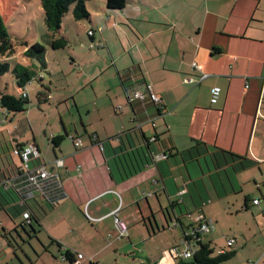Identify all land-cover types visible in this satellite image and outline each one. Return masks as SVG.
Wrapping results in <instances>:
<instances>
[{"label":"crops","instance_id":"0c3cea01","mask_svg":"<svg viewBox=\"0 0 264 264\" xmlns=\"http://www.w3.org/2000/svg\"><path fill=\"white\" fill-rule=\"evenodd\" d=\"M88 21L93 28H102L101 46L108 44L112 57L111 64L96 69L89 81L105 71L120 80L127 106L119 112L114 106L121 113L115 116L118 125L120 119L128 123L121 124V132L111 123H105L101 132L95 127L88 131L86 126L85 135L72 137L74 149L62 147L64 139L59 146L54 144L60 149L56 158L63 156L65 163L54 162L51 172L46 169L59 177V188L25 196L0 184V264H24L18 250V238L25 240L24 234L41 240L45 251L39 261L47 264H69L60 248L85 254L84 264H106V257L113 254L118 262L138 246L146 251L149 264H189L190 259L171 258L170 248L179 244L194 218L199 214L219 218L230 204L222 199L238 193L242 195L235 196L233 208L251 211L257 229L246 221L241 232L230 238L241 244L243 236L248 247L245 231H252L257 240L248 255L252 259L245 264L250 260L264 264V231H260L264 226V0H127L124 9L109 11L104 6ZM119 24L124 27L121 32L134 35L125 33L116 50L111 38L113 31L119 33L115 27ZM28 58L24 63L33 68L35 58ZM144 82L161 96L162 110L149 100L145 108L126 103V87ZM215 86L221 87V94L212 103ZM7 124L0 125V133L8 135L5 139L1 135L0 148L3 141H11V150L19 144L39 147L22 132L15 135ZM4 154L8 158L0 153V183L21 176V159L14 155L16 161L10 150ZM37 162L42 164L40 159ZM58 165L62 168L54 169ZM206 175L219 202L209 204L213 198ZM243 177L248 188L239 180ZM180 193L184 196L178 199ZM46 200L55 206L53 211L44 207L41 201ZM117 209L128 226L120 238L113 214ZM29 210L37 217L36 230L22 227ZM56 210L59 214L53 216ZM168 229L174 231L171 240ZM42 231L47 232L49 244L40 238ZM110 232L112 240L107 238ZM203 240L215 248L210 233ZM229 250L235 251V257L237 250Z\"/></svg>","mask_w":264,"mask_h":264},{"label":"rangeland","instance_id":"374dc122","mask_svg":"<svg viewBox=\"0 0 264 264\" xmlns=\"http://www.w3.org/2000/svg\"><path fill=\"white\" fill-rule=\"evenodd\" d=\"M88 6L93 16L103 12L104 6L107 8L105 0H90L87 3V7ZM0 9L14 46L12 52L6 54L0 53V62L7 61L11 67L10 70L0 76V90L4 93L16 96L23 90L18 86L14 68L18 63L25 64L24 61L29 59L25 55V52L33 44L40 43L45 46V61L49 65V69L46 68L47 65L44 66L43 69H40V66H43L40 59L36 58L33 60L35 64L32 69L37 72V77L28 82L24 87V91L29 95L30 103L27 109L21 112L8 113L0 109L1 126L8 123V127L12 128L15 135H19L20 132H22V134L29 137L30 140H36L41 152L40 160L43 164H46V168L50 172L53 169V164H55L57 153L58 155L60 154V149L55 147L52 141L54 135H64L65 138L61 146L74 149L72 137L85 135L86 126L88 131H92L95 127V129L100 132L103 130L105 123L114 124L116 131L119 129L121 130V128H119L121 124L125 127L128 123V119H120L121 123L118 125V119L115 116L117 114L121 115V113H116L115 110L119 112L122 110V105H125V107L127 106L124 104V97H122L120 91H123L120 80L116 78L111 71H105L101 72V75L96 76V78H93L91 82L89 81L92 74L98 73L96 69L110 65L112 61L111 54L108 50V48H110L108 44L104 48L101 46L104 42L100 41L102 38V28L96 25H94L95 28H93V25L86 19H83L84 21L76 20L73 16L74 4H72L63 19L62 30L60 29V33L55 37L65 36L68 40V45L61 49H53L50 44L52 37L45 23V14L40 0H0ZM100 18L101 16L99 15L95 17L94 20L98 22ZM115 27L119 33L113 31V38H111V40L113 41V46L117 50L119 48L118 41L120 39L125 40V33H128L131 38L134 33L126 30H123L124 33L121 32L120 30L124 29L122 24L116 25ZM126 28H130V26ZM94 35L96 37L95 40ZM127 47H129V45H126V48ZM112 68H114V66ZM112 68H110V70H112ZM47 87H50L51 90L46 89ZM43 89L48 94L52 95L48 102H40L38 99V92ZM112 99L114 100V104L110 105ZM125 99L126 103L129 105L126 96ZM6 117L7 119L4 121ZM1 135L0 133V141L2 137L3 139L8 137L6 132L5 136L2 135L1 137ZM8 149V146L3 141L0 148V153L3 154L1 155L2 158H8V155L4 154L5 152L9 153ZM207 156L208 162L212 163V158L209 155ZM13 157L16 161L18 160L16 156L13 155ZM9 158L11 161V156ZM203 160L204 163H206L204 157ZM57 168L62 167H59V165L58 167L54 166V169ZM239 180L248 188V184L245 182L246 177L242 179L239 178ZM205 183L213 198V201L209 202V204L219 202L216 201L217 198L214 197V187L208 175L205 177ZM250 184L254 185V182L252 181ZM256 191L260 195L257 188ZM194 193L197 195L196 191H194ZM241 195L242 194L238 193L237 195H230L227 198H223V202L226 203L229 201L230 204H228L227 210H222L219 218H214L217 223L215 229L210 232V236L215 239L213 245L215 246L216 252L221 248H226L227 250L234 248L237 250L235 257L221 264H245L248 259H252L249 258L250 256L248 255L253 251L251 250V246L254 243V239L257 240V237H253L252 231H245L249 243L248 247L244 245L246 240L243 236H240L242 241L240 242L241 244L235 243L232 247L226 244L227 240L230 237H234L236 232L238 234L241 232L242 229L239 228H241L246 221H249V223L255 226L251 221L253 220L251 211H238L232 206V202L235 201V198L237 196L241 198ZM183 196L184 195L180 193L177 197L181 199ZM260 196L259 198H261ZM41 202L44 204L47 211L54 210L55 206L48 200ZM254 206L256 205H253L252 208ZM63 211L70 216L69 212L66 210ZM57 212L56 210L53 216H58L57 214L59 213ZM80 214L85 218L86 222H88L87 215L82 211ZM89 226H91L90 223ZM69 228L70 226L68 229ZM255 228L257 229L256 226ZM176 231L178 233L180 232L179 229H176ZM260 231H264V226H261ZM173 232L174 231L168 229L169 240L172 239ZM40 233H42L40 238L42 236L44 241H48L47 244H49L50 239L47 232L42 231ZM23 236L25 238L23 241L18 238L20 242L18 250L22 255L23 263L47 264L39 261L41 257L39 255H42L45 251L44 247L41 246V240L29 238V236L25 234ZM146 244L149 245V248L152 247L149 241H147ZM181 248L183 249V247ZM52 251H54L55 256L59 255L55 248ZM145 252L144 248L138 246V249L132 251V253L122 255L118 262L115 261L117 256L112 254L106 257V264H149ZM49 256L55 259L54 255L50 254ZM170 256L174 259L171 254ZM56 259L61 261L60 257ZM62 263L65 264L64 262H61V264Z\"/></svg>","mask_w":264,"mask_h":264},{"label":"trees","instance_id":"16d2710c","mask_svg":"<svg viewBox=\"0 0 264 264\" xmlns=\"http://www.w3.org/2000/svg\"><path fill=\"white\" fill-rule=\"evenodd\" d=\"M88 1L90 0H40L42 8L44 10V14H45V23L52 37L50 44L53 49H61L68 45V40L65 36H59L58 38H55V37L60 33V29L62 28L63 19L65 15L68 13L70 6L72 4H74L73 16L76 20H83V19L90 20L91 13L87 7ZM105 1H106L107 9L109 11H119L121 9H124L127 3V0H105ZM13 49H14V46L12 43V39H11L10 33L8 31V28L6 26L4 17L0 9V53H3V54L10 53L13 51ZM45 51H46V48L44 45L40 43H36V44H33L25 52V55L33 59L39 58L44 67L47 65L45 62ZM10 69L11 67H10L9 62L7 61L0 62V76ZM14 73L17 77L19 88L23 90H21L18 96L10 95L0 90V106L3 109L7 110V112L16 113V112H21L27 109V106L30 103V99H29L28 93L24 91V87L28 82L32 81L33 79L37 77V72L32 69V65H25L22 63H18V65L15 66L14 68ZM24 93H26V96H23ZM48 98H49V94L44 89L38 92V99L40 102H48L49 100ZM159 110H162V108ZM63 139H64V135H60V134L52 137V141L55 144V146H59ZM92 139L94 141L96 139V136H94ZM10 143L11 141H9L6 144L8 148H10L9 146H11ZM30 144H35V143H30ZM30 144H27V145L19 144V146L15 145L12 150L11 149H8V150H10V152L13 155H16L14 153V150L16 147H25ZM170 154H168V156ZM40 158H41V152H40L39 157L33 161L34 165L41 164L37 162ZM18 168L20 170L19 173L21 174L20 178L19 177L18 179L12 178L10 179V181L8 180L6 182L5 180L1 182L0 184L3 188L8 189L10 187H14L16 189H19L25 192L24 187L23 188L21 187L27 183L24 180L25 177L23 176V172L21 171V166H19ZM29 211L32 213L31 220L28 223L25 218L22 224V227L26 228L27 226L31 228V230H36L34 223L38 222L37 217L34 216L31 210ZM52 241L53 243L56 242V240L54 239ZM196 245H197V250L195 254L193 255V257L190 259V261L187 262L189 264H218L220 262H223V261H226L232 258L235 255L234 250H226V251H220L218 253H215V248L212 246V242L208 240L207 241L199 240L197 241ZM60 249L62 252L63 260L71 264L75 260V256L77 252L73 253L70 249H67V248L64 250L62 248Z\"/></svg>","mask_w":264,"mask_h":264},{"label":"built area","instance_id":"2783aa9c","mask_svg":"<svg viewBox=\"0 0 264 264\" xmlns=\"http://www.w3.org/2000/svg\"><path fill=\"white\" fill-rule=\"evenodd\" d=\"M196 65V64H195ZM128 102L131 105L145 108L147 100L153 103L157 108L161 109V96L154 90L152 84L144 82L139 85H131L126 87ZM221 94V87L215 86L212 89L211 102L216 103ZM26 96V93L23 94ZM137 109V108H136ZM155 138H150L154 140ZM78 143H81V139H78ZM14 153L21 159V171L23 172L24 180L27 184L23 185L25 189V196L33 195L35 190H40L43 193H47L51 188H59L60 181L58 183V176L51 174L45 164L34 165L33 161L40 155V151L37 145L30 144L25 147H16ZM167 156V154H166ZM56 163L63 165L65 163L64 158H56ZM80 169V166L77 167ZM10 181V180H9ZM58 184V185H57ZM258 203L259 200H254ZM115 215V224L119 230L116 234L117 238H120L128 231L127 224L120 219L118 209L113 212ZM32 213L27 211L25 213L26 221L29 223L31 220ZM90 217V216H89ZM91 218V217H90ZM175 225L178 221H175ZM215 228V221L213 218L206 216L205 214H199L193 219L192 225L184 230L183 237L179 244L174 245L170 248L171 255L174 258L180 260L191 259L197 250V241L203 240ZM114 237L113 233L107 235L108 240H112ZM235 243L234 238H229L227 244L232 246ZM183 247V249L181 248ZM87 260V256L81 252H77L75 260L71 264H84ZM248 264H259L256 260H250Z\"/></svg>","mask_w":264,"mask_h":264}]
</instances>
